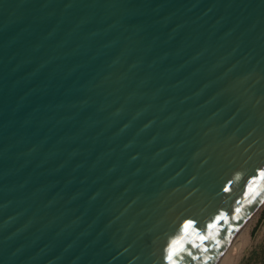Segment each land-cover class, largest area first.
Instances as JSON below:
<instances>
[{"label": "water", "instance_id": "water-1", "mask_svg": "<svg viewBox=\"0 0 264 264\" xmlns=\"http://www.w3.org/2000/svg\"><path fill=\"white\" fill-rule=\"evenodd\" d=\"M263 202L264 0H0V264H216Z\"/></svg>", "mask_w": 264, "mask_h": 264}, {"label": "rangeland", "instance_id": "rangeland-1", "mask_svg": "<svg viewBox=\"0 0 264 264\" xmlns=\"http://www.w3.org/2000/svg\"><path fill=\"white\" fill-rule=\"evenodd\" d=\"M252 221L246 234V243L233 264H264V204Z\"/></svg>", "mask_w": 264, "mask_h": 264}, {"label": "bare ground", "instance_id": "bare-ground-1", "mask_svg": "<svg viewBox=\"0 0 264 264\" xmlns=\"http://www.w3.org/2000/svg\"><path fill=\"white\" fill-rule=\"evenodd\" d=\"M263 204L264 202L261 204L260 208L257 210L253 218L256 216V214L261 209ZM252 219L247 223L244 229L236 236V238L228 245V247L224 250L223 254L220 256L216 264H233L234 259L237 257L236 255L239 254L240 249L246 243V234H248L249 226L251 225L250 223Z\"/></svg>", "mask_w": 264, "mask_h": 264}, {"label": "snow or ice", "instance_id": "snow-or-ice-1", "mask_svg": "<svg viewBox=\"0 0 264 264\" xmlns=\"http://www.w3.org/2000/svg\"><path fill=\"white\" fill-rule=\"evenodd\" d=\"M257 195H258V193H257ZM191 222H189L188 224H185L184 225V228H185V230H187V229H189V228H191ZM201 239H203V237H201ZM177 244L179 243V241H177L176 242ZM179 251H183V247L181 246L180 248H178V249H175V250H173V251H170L169 252V256H168V259L169 260H172V258H173V256H175L176 254H177V252H179Z\"/></svg>", "mask_w": 264, "mask_h": 264}]
</instances>
